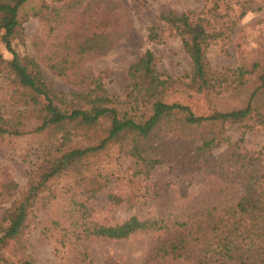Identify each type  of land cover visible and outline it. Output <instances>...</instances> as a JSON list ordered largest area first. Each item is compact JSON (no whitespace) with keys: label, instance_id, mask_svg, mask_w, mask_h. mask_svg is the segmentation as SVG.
Segmentation results:
<instances>
[{"label":"trees","instance_id":"trees-1","mask_svg":"<svg viewBox=\"0 0 264 264\" xmlns=\"http://www.w3.org/2000/svg\"><path fill=\"white\" fill-rule=\"evenodd\" d=\"M135 2L142 8L149 4ZM31 3L32 15L45 29L34 39L36 54L68 81L74 89L69 93L57 92L38 60L17 47L25 42L22 13ZM108 4L0 0V33L11 55L6 59L0 54V73H7L13 84V103L35 106L37 120L28 131L21 111L6 115L0 110V144L28 134L43 141L26 188L10 175L0 184V264H32L30 225L44 210L48 217L42 221V235L55 245L61 264H95L89 241L124 240L138 232L159 234L162 257L179 256L191 264H264V159L245 145L250 131L264 128V50L237 69V87L248 76L257 74L261 81L246 106L199 115L187 104L168 100L183 87L200 94L228 88V77L210 68L208 49L232 41L245 16L263 7L256 0H211L199 12H161L147 28V42L161 44L179 36L192 64L189 80L164 75L148 49L129 67V84L120 98L110 94L100 77L80 71L86 55L104 52L113 42L116 30ZM234 126L241 134L231 143ZM224 145L227 150L215 153ZM118 157L131 159L130 188L123 195H106L112 207H134L160 197L153 173L167 164L186 174L219 169L226 182L196 209L166 207L156 218L132 215L111 223L98 214L95 202L113 178L110 165Z\"/></svg>","mask_w":264,"mask_h":264},{"label":"rangeland","instance_id":"rangeland-1","mask_svg":"<svg viewBox=\"0 0 264 264\" xmlns=\"http://www.w3.org/2000/svg\"><path fill=\"white\" fill-rule=\"evenodd\" d=\"M47 1L51 3L52 0ZM105 1L109 3L116 34H113V42L106 51L85 56L81 72L88 76L100 77L110 94L123 98L129 84V67L139 60L146 50L151 49L157 56L159 70L164 75L188 82L192 64L179 36L171 35L164 43L150 44L146 38L147 28L157 23L161 12H199L206 9L211 0H149V4L143 8L137 6L135 0H104V3ZM256 1L263 10L247 14L236 29L232 41L215 43L207 52L212 71L218 76L228 77V88L219 94H200L183 87L168 96L170 102L187 104L199 115L246 106L253 91L261 85L259 75L248 76L245 85L240 87L236 86L235 80L237 69L244 62L250 63L256 59L264 50V0ZM33 8L34 3H31L23 10L25 42H17V47L21 52L26 51L38 60L46 81L57 92L69 93L74 89L68 81L53 74L36 54L34 39L44 35L45 29L38 17L32 15ZM1 36L0 33V54L10 59L11 55ZM12 86L8 74L0 73V110L6 115L11 111H21L27 129L31 131L37 123L35 106L15 105L11 100ZM240 134L237 126L232 127L231 143H235ZM34 136L28 134L0 144V184L5 175H10L21 188H26L30 173L38 164L39 149L43 144L41 139ZM245 145L251 152H261L264 159V128L258 127L250 131L246 135ZM225 150L227 145L215 153L220 154ZM111 153L114 158L118 156L115 149ZM130 165L129 158L118 157L112 161L110 166L114 176L95 202L98 214L111 223L122 222L132 215L156 218L166 207L196 209L202 204V200L214 196L226 182L219 169L209 168L186 174L175 165L167 164L153 173L154 181L161 188L160 197L148 199L134 207H112L107 203L106 195L109 192L123 195L129 190L126 177L130 172ZM238 190L241 192L243 186L240 185ZM47 217L48 213L44 210L30 225L27 244L32 264H61L55 245L42 235V221ZM161 243L163 242L158 233L138 232L124 240L94 239L88 242V250L95 264H191L189 259L179 256H160L158 247ZM12 246L10 244L7 250H11Z\"/></svg>","mask_w":264,"mask_h":264}]
</instances>
